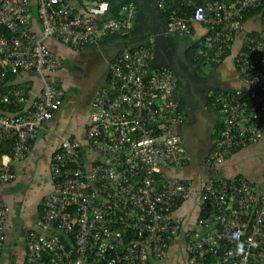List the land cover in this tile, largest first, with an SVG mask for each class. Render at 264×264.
I'll list each match as a JSON object with an SVG mask.
<instances>
[{
  "label": "built area",
  "instance_id": "2783aa9c",
  "mask_svg": "<svg viewBox=\"0 0 264 264\" xmlns=\"http://www.w3.org/2000/svg\"><path fill=\"white\" fill-rule=\"evenodd\" d=\"M155 1L165 9L166 0ZM254 8L259 28L234 55L245 86L219 92L209 104L222 124L207 165L264 133V0H204L190 14L166 12L168 31L188 32L195 21L207 24L210 30L196 41L193 58L219 62ZM109 9L108 0H0V105H20L31 87L30 81L7 79L9 73L35 70L42 79L28 107L0 110V181L15 178V164L63 100L64 89L47 77L62 65L47 38L78 49L121 31L137 14L134 0L122 2L117 15ZM150 58V44L123 46L109 62L106 83L95 90L85 136L100 160L87 164L79 142L69 136L52 153L53 188L42 198L36 227L25 233L24 264H150L165 256L183 223L181 216L167 214L190 188L162 171L187 164L191 155L171 129L185 119L174 95L177 76L167 64L151 68ZM197 194L214 224L192 232L187 262L264 264V191L237 174L208 178ZM9 210L0 203V251ZM221 244L224 252L209 258Z\"/></svg>",
  "mask_w": 264,
  "mask_h": 264
},
{
  "label": "crops",
  "instance_id": "0c3cea01",
  "mask_svg": "<svg viewBox=\"0 0 264 264\" xmlns=\"http://www.w3.org/2000/svg\"><path fill=\"white\" fill-rule=\"evenodd\" d=\"M108 1V13L112 15L119 11L121 3L126 0ZM134 1L137 4L135 18L121 31L106 34L97 42L75 49L55 38H47L50 49L62 58V65L48 71L47 77L50 82L64 89V96L61 105L31 141L27 154L15 164V178L0 181V203L10 207L4 223L5 237L0 251V264L25 262V233L36 227L42 198L53 188L49 161L61 139L68 136L76 139L87 164L101 159L85 136L91 101L96 88L106 83L110 60L126 45L150 44L151 68L161 64L173 68L177 76L174 95L180 101L185 119L171 129L181 136L191 155L187 164L162 171L164 175L181 178L188 184L190 191L167 214L181 216V228L171 236L165 256L151 259L150 264H189L186 242L192 232L205 230L214 224L210 214L199 206L197 194L212 175L230 177L241 174L260 191H264V133L258 141L234 150L218 164L206 166L203 163L220 120L218 113L209 107L208 100L219 92L226 95L236 87L245 86L234 55L247 33L256 32L259 28V18L249 17L244 22L243 27L235 33L222 61L208 62L202 56L193 58L196 41L210 30L207 24L195 21L188 32L168 31L166 14L163 12L165 9L160 8L155 0ZM11 79L16 83L30 81L29 94L20 104L21 108L28 107L40 90L42 79L35 70L18 72Z\"/></svg>",
  "mask_w": 264,
  "mask_h": 264
},
{
  "label": "trees",
  "instance_id": "16d2710c",
  "mask_svg": "<svg viewBox=\"0 0 264 264\" xmlns=\"http://www.w3.org/2000/svg\"><path fill=\"white\" fill-rule=\"evenodd\" d=\"M203 1H204V0H166V6H165V10H163V12L166 14V12H167L168 10H170V9H175L178 13L186 12V13L190 14L191 11H192V9H193L196 5L199 4V3H201V2H203ZM225 1H227V2H231V1H233V0H225ZM32 9H33V11H34V16H35V19H36L37 24H38V17L36 16L35 6H34V5H32ZM118 12H119V11H118ZM118 12L115 11V15H117ZM258 13H259V8H254V9L250 10L249 12L246 13L245 18H244V22H245L249 17H251V18H255V17H256V18H257ZM243 25H244V24H243ZM237 31H238V30H237ZM254 33H255V31H253V32L251 31V32H248L247 34H248V35H252V34H254ZM197 41H198V40H197ZM195 46H196V43H195ZM195 46H194V48H195ZM192 51H193V47H192ZM228 51H229V49H227L225 53H227ZM202 59H204V58H202ZM12 76H14V74H13V73H9V74L7 75V79H11ZM211 99H212V97L208 100V105L210 104ZM209 107H210V106H209ZM19 108H21L20 105L12 106V105H10V104H6V103H2V104L0 105V110L3 111V112H8V113H13V112L17 111ZM210 108H212V107H210ZM212 109L215 110V111L218 113L219 117H220V114H219V112L217 111V109H216V108H212ZM221 124H222V123H221V121L219 120V123H218V125H217V127H216V131H215V134L213 135V137L216 135V133L218 132V130L221 128ZM211 146H212V143H211ZM213 165H215V164H213ZM213 165H208V166H213ZM215 176H217V175H212L211 177H215ZM211 177H209V178H211ZM204 211H205V210H204ZM209 258H213V255H212L211 253L209 254Z\"/></svg>",
  "mask_w": 264,
  "mask_h": 264
},
{
  "label": "water",
  "instance_id": "95a60500",
  "mask_svg": "<svg viewBox=\"0 0 264 264\" xmlns=\"http://www.w3.org/2000/svg\"><path fill=\"white\" fill-rule=\"evenodd\" d=\"M225 247H226L225 244H221L220 246H218V247L216 248V250H215L213 256H214L215 258H217L219 255H221V254L224 252Z\"/></svg>",
  "mask_w": 264,
  "mask_h": 264
},
{
  "label": "flooded vegetation",
  "instance_id": "af4514ba",
  "mask_svg": "<svg viewBox=\"0 0 264 264\" xmlns=\"http://www.w3.org/2000/svg\"><path fill=\"white\" fill-rule=\"evenodd\" d=\"M203 163H205V160L203 161ZM206 166H208L206 163H205Z\"/></svg>",
  "mask_w": 264,
  "mask_h": 264
},
{
  "label": "rangeland",
  "instance_id": "374dc122",
  "mask_svg": "<svg viewBox=\"0 0 264 264\" xmlns=\"http://www.w3.org/2000/svg\"><path fill=\"white\" fill-rule=\"evenodd\" d=\"M262 153H264V151H262Z\"/></svg>",
  "mask_w": 264,
  "mask_h": 264
}]
</instances>
